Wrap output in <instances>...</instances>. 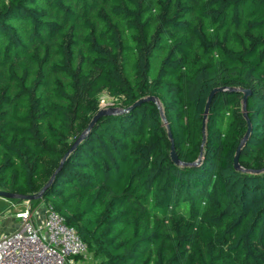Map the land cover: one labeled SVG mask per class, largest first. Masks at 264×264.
<instances>
[{
	"label": "trees",
	"instance_id": "trees-1",
	"mask_svg": "<svg viewBox=\"0 0 264 264\" xmlns=\"http://www.w3.org/2000/svg\"><path fill=\"white\" fill-rule=\"evenodd\" d=\"M215 86L248 89L244 170L241 92L212 94L200 143ZM103 90L157 97L180 162L150 99L74 144ZM47 181L86 264H264V0H0V188Z\"/></svg>",
	"mask_w": 264,
	"mask_h": 264
},
{
	"label": "built area",
	"instance_id": "built-area-1",
	"mask_svg": "<svg viewBox=\"0 0 264 264\" xmlns=\"http://www.w3.org/2000/svg\"><path fill=\"white\" fill-rule=\"evenodd\" d=\"M17 225L0 235V264H74L86 242L50 205L40 214L29 206L15 211Z\"/></svg>",
	"mask_w": 264,
	"mask_h": 264
},
{
	"label": "water",
	"instance_id": "water-1",
	"mask_svg": "<svg viewBox=\"0 0 264 264\" xmlns=\"http://www.w3.org/2000/svg\"><path fill=\"white\" fill-rule=\"evenodd\" d=\"M233 90V91H238V92H241V105H240V108L242 110V114L243 116L245 117V121H246V128L241 136V138L239 139L236 147H235V151L232 155V158H231V165L234 169H238V170H244V168H242L238 162H237V152H238V149L239 147L241 146L244 138L247 136L248 132H249V129H250V126H249V123H248V120L245 116V112H244V100H245V96L246 94L248 93V89L245 88V87H241V86H236V87H233V86H215V87H212L209 92L207 93V96H206V99H205V102H204V106H203V111H202V117H201V141L200 143H202L203 141V138H204V134H203V120H204V116H205V113H206V109H207V105H208V102H209V99L210 97L212 96V94L215 92V91H218V90ZM153 100L155 103H156V100H155V97L153 95H146V96H143V97H139L138 99H136L134 102H132L129 106L125 107V108H107V109H103V108H98L90 117V119L88 120L87 124H86V127L85 129L80 133V135L77 137V139L75 140L74 144L81 138L83 137L88 128L90 127V125L96 120V118H98L100 115H103V114H107V113H116V112H119V111H122L124 109H127V108H130L132 107L133 105H135L136 103L142 101V100ZM157 107L159 108V111H160V119L164 122V126H165V129H166V135L169 139V148H168V155H169V158L172 162L174 163H178L180 162L176 155H175V152L173 151V148H172V144H171V138H170V134H169V131H168V127H167V122L166 120L164 119V116L162 114V111L160 109V107L157 105ZM72 148V146H71ZM67 152L62 156L61 160H60V163L61 161L63 160V158L66 156ZM199 156H200V153H198L197 157H196V160L195 161H198L199 159ZM59 163V164H60ZM255 169H252V171H254ZM49 181V180H48ZM48 181L43 185V187L40 189V191H38L37 193H17V192H13V191H8V190H5V189H1L0 188V196L2 197H7V198H18V199H23V200H31V199H34V198H38L41 196L42 194V191L44 189V187L48 184Z\"/></svg>",
	"mask_w": 264,
	"mask_h": 264
},
{
	"label": "rangeland",
	"instance_id": "rangeland-1",
	"mask_svg": "<svg viewBox=\"0 0 264 264\" xmlns=\"http://www.w3.org/2000/svg\"><path fill=\"white\" fill-rule=\"evenodd\" d=\"M96 105L95 111L98 108H120L121 106V96L120 95H109L105 90L99 92L96 95ZM156 104L160 107V101L157 97H155ZM94 111V112H95ZM162 121V120H161ZM162 125L164 126V122L162 121ZM165 127V126H164ZM44 202L38 199L31 200H21L14 198H7L0 196V213L2 216L0 218V235L6 232L7 228H9L10 221L13 217H15V211L17 209L24 208L29 206L36 214H40L44 209ZM95 258L92 255L90 250H86V253L81 256L74 264H86L89 261H93Z\"/></svg>",
	"mask_w": 264,
	"mask_h": 264
},
{
	"label": "crops",
	"instance_id": "crops-1",
	"mask_svg": "<svg viewBox=\"0 0 264 264\" xmlns=\"http://www.w3.org/2000/svg\"><path fill=\"white\" fill-rule=\"evenodd\" d=\"M0 215H1V213H0ZM2 216H0V218H1ZM17 223H18V218H16V217H13L12 219H11V221H10V224H9V228H7V230H6V232H9V231H11L16 225H17ZM6 232H4V233H6ZM3 234V233H2Z\"/></svg>",
	"mask_w": 264,
	"mask_h": 264
}]
</instances>
